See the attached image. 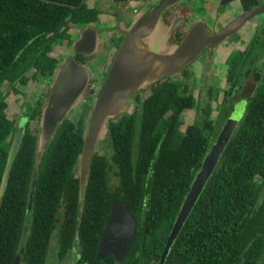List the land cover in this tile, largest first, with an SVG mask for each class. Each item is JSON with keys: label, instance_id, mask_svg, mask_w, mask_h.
<instances>
[{"label": "trees", "instance_id": "obj_1", "mask_svg": "<svg viewBox=\"0 0 264 264\" xmlns=\"http://www.w3.org/2000/svg\"><path fill=\"white\" fill-rule=\"evenodd\" d=\"M52 1L67 5L0 0V187L20 124L8 116L9 89L18 92L30 77L48 85L61 60L50 55L54 47L71 38L70 25L91 23L100 13L85 0ZM241 2L244 9L260 3ZM255 50L264 54L260 39L229 55L227 86L217 106L222 124L210 107H199L181 80L158 82L145 100L136 96L131 112L125 106L108 120L100 145L108 141L111 158L95 147L82 185L86 112L66 117L40 151L37 124L46 94L40 105L22 106L23 133L0 196V264H12L22 247L21 264H48L52 254L58 264H160L184 198L242 93L249 98L244 114L163 264H264V55L258 54L255 68ZM253 70L258 85L249 90L245 83L254 79ZM196 108L199 120L182 130L183 111ZM119 199L137 219L136 235L122 262L113 255L97 259L100 234Z\"/></svg>", "mask_w": 264, "mask_h": 264}, {"label": "water", "instance_id": "obj_2", "mask_svg": "<svg viewBox=\"0 0 264 264\" xmlns=\"http://www.w3.org/2000/svg\"><path fill=\"white\" fill-rule=\"evenodd\" d=\"M59 5L65 3L44 0ZM168 0H161L160 4L150 13L144 16L136 26L127 35L126 42L119 51L106 81L94 103L90 119L87 124V131L84 141L80 161V179L81 185L87 175L91 152L95 149L98 141L102 139L106 131L108 120L119 113L125 107L130 95L137 89L146 86L164 75H174L181 70L184 65L195 60L201 50L207 45H218L228 36L238 31V29L251 17L264 11V4L252 8L229 22L223 29L217 33H211L206 30L203 24L195 25L189 32L187 38L172 51L163 52L164 41L159 37L155 39L150 36V32L155 27V19L162 10L164 3ZM234 0H221L225 5ZM71 7H75L72 6ZM86 35L76 42V52L92 53L91 45L87 43ZM152 37L155 43L150 39ZM85 49L84 47H89ZM88 71L77 65L72 58L61 66L60 72L52 83V91L44 106L41 119V134L39 137V150L41 151L46 142L55 134L57 126L69 115L76 104L82 101L84 97V88L87 85L86 79ZM245 109L244 102L237 104L221 128L216 141L213 143L209 153L205 156L201 167L196 174L189 191L184 198L182 206L178 212L175 223L169 234L165 249L162 254L160 264L164 260L177 238L181 228L190 215L200 194L202 193L208 179L215 170L222 153L233 135L239 120ZM24 122H20L18 132L15 134L11 152L4 171L0 187V196L2 195L12 163L15 158L18 143L23 133ZM36 180L33 183V187ZM33 190L30 193L28 210L33 206ZM137 219L129 210V204L126 200H115L110 208L105 226L100 234V241L97 259H104L113 255L118 262H122L128 254L131 241L137 232ZM28 224L25 225V232ZM24 253V247L14 258L12 264H21ZM73 258H77L76 251H73ZM57 264V263H50Z\"/></svg>", "mask_w": 264, "mask_h": 264}, {"label": "flooded vegetation", "instance_id": "obj_3", "mask_svg": "<svg viewBox=\"0 0 264 264\" xmlns=\"http://www.w3.org/2000/svg\"><path fill=\"white\" fill-rule=\"evenodd\" d=\"M160 1L161 0H101L99 3V1L96 0L94 6L87 4L91 8L95 7L97 9H99L100 13L98 14V19L96 21H93V22L88 23V24H83V25L72 24V25H75L76 32L71 33L69 30H68V32L70 33V35L72 37H73V35L76 34L75 36H78V38L74 41L71 38L66 39L64 41L63 45L65 47L73 48V49H71L73 53L70 56L66 55V57L64 55H59V54L55 55L54 50L50 53V55L52 57L54 56V57L61 59L59 68L57 69L55 75L53 76V79L47 85V83L40 82L39 79L34 80L33 77H30L31 78L30 83L35 82V84H34L35 86H32L30 93L26 94V96L30 98V103H27L24 101L21 106H38V105H40L39 104V97L41 94H42V96H43V94H46L45 101L41 105V106H46L47 98L51 94L52 83L57 78V76L60 72L61 66L64 65L68 61L69 58H72L77 65H79L82 68H85L88 71L87 72L88 76L86 79L87 85H82V88H84L83 89L84 90V97H83L82 101L79 102L76 106H79V105L80 106H94V103H95V101H96L105 81H106L107 75L109 74V71H110L119 51L121 50L122 46L126 42L127 35L144 16H146L148 13H150L154 8H156L160 4ZM235 1H239V0H234V1L228 2L225 5H222L221 0H217L218 4H217L216 15L221 18V11L219 9L220 6H222L224 8V7H227L228 5H231ZM240 2H241V0H240ZM259 2H260L259 4H257L256 6H254L252 8H255L259 5H262L261 0H259ZM101 3L104 4L103 7L98 5ZM202 3H203V6H202V8H199V9L194 8L195 0H188V2L184 1V0H168L164 3V6L162 7L160 14L158 13L157 19L154 20L156 25H155L153 31L150 32V36L154 37L155 39H158L159 37L163 38V41H164L163 50H162L163 52H168L171 49L173 51L176 46L181 45L182 42L187 38L191 29L195 25H198L201 23L204 25L206 30H208L214 34V33L219 32L221 29H223L229 22H231L234 18H236L240 14L252 9V8L244 9V7H243V12H239L238 15H236V17L230 19V21L228 23L224 24L223 27H221V28H219L218 26L215 27L216 23H214V28L210 29L209 24L206 21L207 17L209 16V12H207L209 9V6H208L209 1L203 0ZM241 4H242V2H241ZM204 11H205V13L202 16L199 15L200 13L202 14V12H204ZM102 12L106 13V14L108 13L113 18V20L111 22H107V21H102L101 19H99ZM263 12H260V13H263ZM260 13H257L256 15H254L253 17L248 19L239 29H241L249 20L253 19L255 16H257ZM255 25H256V29H255L254 36L250 39L249 42L244 44L245 47L242 49L239 47H237V48L235 47L231 50V52L233 50L243 51V50L247 49V46L251 43V41L253 42L254 40H258V39H260V47L262 50V47H264V43H263V40H264V38H263L264 37V20L260 24H255ZM99 26L101 28H99ZM239 29H238V31H239ZM238 31H236V32H238ZM235 33H233V34H235ZM233 34L228 36L225 40H227ZM83 35H86L85 38L87 40V43H89L90 45L92 44L91 48H90V46L84 47V48L85 49L90 48V50H95L92 53H83V52L77 53L76 52L75 44ZM152 37H150L151 40L153 39ZM225 40H223L218 45H210L209 44V45L205 46L201 50L200 54L198 55V57L195 60L184 65V67H182L181 70L179 72H177L176 74L164 75V76L160 77L159 79L152 81L151 83L147 84L146 86H143V87L137 89L135 92H133L130 95L129 100L125 103V106H127V109H128V107H130L133 110V108L135 106H137L138 100L136 99V96L139 97V101L145 100L148 97V95H150L152 93L153 88L155 87V85L158 82H163L166 80H171V81L181 80L183 83L188 85L189 90L192 91V93H193V88H192L193 80H192V76H191L190 71H191V69L197 68V66L193 67L192 65L195 62H197L199 57L203 53H205L206 51L208 52V54H206L207 56L212 54L213 50L215 52V49L218 46H220ZM152 41L154 42L155 40L153 39ZM60 45L61 44H58L55 47L58 48ZM55 47H54V49H55ZM231 52L228 54L226 61H224V63H223V66H226L225 67V77H226L227 68H228L227 60H228ZM259 53L261 56L264 55L259 50L254 51V54L257 57V64H256L255 68L259 67V64H258V54ZM98 54L106 55L107 60L104 62V67L102 69L104 73L101 76L93 77V75L91 73V71H93L92 67L88 66V63L91 62L96 56H98ZM261 62L262 61L260 60V66H261ZM224 64H226V65H224ZM257 70L256 71L253 70V72L255 71L253 73L254 79H252V78L250 79V84L248 85L247 81L245 83L247 87L251 88V90H255V88L258 85V82L256 80ZM226 86H227V77H226ZM49 89H50V94L48 95ZM224 89H223V91H224ZM40 90H44V92L43 91L40 92ZM242 90H243V88H242ZM242 90H241V92H242ZM88 94L89 95L93 94V99H95V100L92 104H88V102H87V101H91V99L88 98ZM242 94H244V93H242ZM33 97L34 98L36 97V98L34 99ZM195 99H196V97H195ZM248 99L249 98L242 95V97H240L238 99V101L235 103V106L237 104L240 105V103L244 102V106L246 109ZM196 101H197V99H196ZM86 102H87V104H86ZM26 104H28V105H26ZM197 104H198V102H197ZM245 109H244V111H245ZM43 110H44V108H43ZM132 110H130V112ZM244 111H243V114H244ZM24 119H25V116L20 118L18 123H20ZM34 119L36 120V118H34ZM37 125H40V127H41V121L40 120H39ZM40 133H41V129H40ZM50 263H53V262L50 261L48 264H50ZM54 263H57V262H54Z\"/></svg>", "mask_w": 264, "mask_h": 264}, {"label": "rangeland", "instance_id": "obj_4", "mask_svg": "<svg viewBox=\"0 0 264 264\" xmlns=\"http://www.w3.org/2000/svg\"><path fill=\"white\" fill-rule=\"evenodd\" d=\"M96 0H86V3L88 5L94 6ZM99 3L101 0H98ZM187 1L188 0H184ZM208 6L209 9L207 12H209V16L207 17L206 21L209 24V28L213 29L214 28V23H216L215 27H223L224 24L228 23L230 19L236 17L239 12H243V6L239 1L233 2L231 5H228L227 7H222L220 6V11H221V18L216 15V10H217V0H208ZM203 0H195L194 8L199 9L202 8L203 6ZM219 2V1H218ZM262 4H264V0H261ZM100 6H104V4H98ZM205 13L202 12L199 15H203ZM203 18V17H202ZM99 19L102 21H107L111 22L113 18L107 13H101ZM264 20V12L258 14L255 16L253 19L249 20L241 29H239L238 32L233 34L231 37H229L227 40H225L220 46H218L212 51V54L207 56L208 52L206 51L203 53L197 62H195L192 66L197 68L191 69V76H192V88H193V93L197 99L198 104L200 105L199 107H210L211 111V116L213 119L218 120L219 125L222 124L224 121L223 119L220 121V117L218 116L219 110L217 109L218 104L221 102L222 97H223V89L226 87V77H225V67L223 66L224 61H226L228 54L231 52L233 48H244L245 43L249 42L250 39L254 36L256 25L255 24H260ZM99 28H101L99 26ZM69 31L71 33L76 32V27L75 25H70ZM76 35V34H75ZM73 35L71 36V39L76 40L78 36ZM73 48L70 47H65L63 44H61L58 48L55 47L54 49V54L55 55H64L66 57L70 56L73 52ZM207 56V57H206ZM107 60V56L104 54H98L91 62L88 63V66L92 67L91 73L93 77L101 76L103 72V67H104V62ZM226 65V64H224ZM192 67V68H193ZM102 70V71H101ZM194 70V71H193ZM35 82H31L30 80L28 81L27 85L26 84H19L17 86L18 92H15L11 89H9V107L7 109L8 111V116L15 118L17 121L20 120L22 116V103L25 101L27 103H30V98L26 96V94L30 93L32 86L34 85ZM250 84V80L248 81V85ZM8 83L4 85V88H8ZM219 88V92L217 97L215 96V90ZM250 90V88L248 87ZM52 91V90H51ZM50 94V89L48 91V95ZM243 96H245L243 94ZM93 101H87L88 104H92ZM210 104V106H206ZM77 105V104H76ZM75 105V106H76ZM93 106H90L89 109L85 110L84 106H76L74 109H72L69 113V116L71 119H77L82 113L86 112V119L89 121L91 113H92ZM132 110L130 107H128L127 111L130 112ZM199 120V116L197 113V108L196 109H185L182 113L181 116V129L185 130L186 127L189 124H192ZM24 121V120H23ZM21 121V122H23ZM224 125V124H223ZM103 138V135H102ZM216 138H213V141ZM101 141V140H100ZM100 141L96 144V148L98 147V152L105 154L107 158H111L112 155V148L111 145L108 143V141H104V144L100 145ZM100 145V146H99ZM95 148V149H96ZM117 170L116 166H112L111 171H110V177H111V182L113 186H116L118 184V176H116L115 171ZM259 181H261L259 179ZM61 218V216L59 215ZM58 225L60 223H57ZM57 232L54 233V240L52 244H55V239L57 238ZM51 262H54L53 260V254L50 256Z\"/></svg>", "mask_w": 264, "mask_h": 264}]
</instances>
